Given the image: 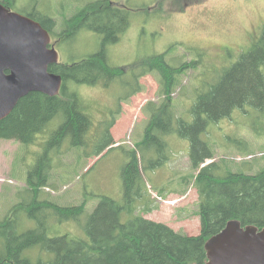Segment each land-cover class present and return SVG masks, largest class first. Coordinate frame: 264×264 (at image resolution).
Returning a JSON list of instances; mask_svg holds the SVG:
<instances>
[{"label": "trees", "instance_id": "1", "mask_svg": "<svg viewBox=\"0 0 264 264\" xmlns=\"http://www.w3.org/2000/svg\"><path fill=\"white\" fill-rule=\"evenodd\" d=\"M118 1L95 0L65 21L66 28L58 34L63 42L81 29L94 31L102 39L96 53L49 67V72L62 77L59 95L30 93L0 121V139L14 140L23 146L35 144L37 136L44 133L53 120L60 122L49 134L45 145L48 148L44 147V153L28 173L26 187L32 192L31 201L16 204L0 222V264H203L205 242L229 221L264 228V170L246 174L232 171L225 161H212L214 152L201 138L211 124L227 117L233 109L250 103L260 106L259 98L264 96V32L252 50L224 71L217 83L207 84L206 91L195 90L193 121L188 123L173 112L172 96L181 88L183 74L196 68L199 61L172 66L166 60L167 51L138 61L126 71L112 66L108 46L116 43L130 25L131 10L124 5L119 7ZM0 3L13 10L16 0H0ZM25 16L40 23L52 39L55 25L52 17L42 16L36 10ZM153 72L160 75L158 96L163 99L159 104H146L149 120L143 137L135 143L134 150L124 151L127 161L120 172L121 201L103 197L87 215L84 202L71 207L50 202L40 189L49 180V155L52 157V153L58 152L57 145L68 138L73 149H85L92 144L93 152L81 153L85 157L99 156L114 145L109 132L114 116L98 123L95 133L88 138L92 119L78 93L79 87L119 83L125 90L119 104L140 92L139 79ZM171 135L190 143L187 156L194 171L192 181L198 196L197 235L176 232L142 214L155 208L148 199V186L152 183L151 174L172 160L166 141ZM124 215L129 217L126 223L121 221ZM28 220L33 221V226L26 229ZM70 220L76 222L85 238L50 237L61 222ZM33 249L39 250L42 256L46 253L49 259L33 261L27 256Z\"/></svg>", "mask_w": 264, "mask_h": 264}, {"label": "rangeland", "instance_id": "2", "mask_svg": "<svg viewBox=\"0 0 264 264\" xmlns=\"http://www.w3.org/2000/svg\"><path fill=\"white\" fill-rule=\"evenodd\" d=\"M93 1L16 0L12 11L26 15L36 10L42 16L52 17L55 25L51 44L57 51L58 62L65 64L99 50L102 37L94 31L78 30L64 42L58 35L66 28V20ZM185 4L187 7L183 9ZM123 5L131 10L130 25L116 43L108 46L109 63L126 71L138 61L167 51L166 60L172 66L198 60L196 68L183 74L182 86L172 96L173 112L188 123L193 121L195 90L206 91L207 84L217 83L224 71L252 50L264 32V0H119L118 6ZM159 80L157 72L144 75L139 79L141 91L119 104V97L125 94L119 83L80 86L78 93L92 119L88 138L93 136L98 123L114 116L109 132L114 143L110 148L115 149L108 152L110 148H107L99 156L85 157L86 153L93 152V145L73 149L68 138L56 146L58 152L52 153V157L49 155V180L40 193L62 207L84 202L85 215L90 214L103 197L121 201L120 172L127 161L124 151L134 150L135 143L143 137L149 120L146 104L162 102L163 98L158 96ZM258 105L250 103L233 109L201 135L214 152L212 161H225L232 171L246 174L264 170V96L259 98ZM59 124L53 120L33 145L23 146L14 140L0 139V222L16 204L31 201L32 192L26 187L28 173L48 148L45 145L49 134ZM166 141L172 160L154 171L148 199L155 208L142 214L176 232L197 235L198 196L192 181L194 171L187 156L190 143L176 135L166 137ZM128 220L127 215L121 219L122 223ZM32 222L26 221L25 228L32 227ZM74 223L72 220L61 222L50 237L85 238ZM27 256L33 261L49 259V255L42 256L39 250L30 251Z\"/></svg>", "mask_w": 264, "mask_h": 264}, {"label": "water", "instance_id": "3", "mask_svg": "<svg viewBox=\"0 0 264 264\" xmlns=\"http://www.w3.org/2000/svg\"><path fill=\"white\" fill-rule=\"evenodd\" d=\"M51 37L40 23L0 3V121L30 93L59 95L62 77ZM203 264H264V228L229 221L204 245Z\"/></svg>", "mask_w": 264, "mask_h": 264}, {"label": "crops", "instance_id": "4", "mask_svg": "<svg viewBox=\"0 0 264 264\" xmlns=\"http://www.w3.org/2000/svg\"><path fill=\"white\" fill-rule=\"evenodd\" d=\"M154 173V172H153ZM153 173L151 174V180H152V175H153ZM146 218V217H145Z\"/></svg>", "mask_w": 264, "mask_h": 264}, {"label": "flooded vegetation", "instance_id": "5", "mask_svg": "<svg viewBox=\"0 0 264 264\" xmlns=\"http://www.w3.org/2000/svg\"><path fill=\"white\" fill-rule=\"evenodd\" d=\"M185 7H187V6H185ZM185 7H184V8H185Z\"/></svg>", "mask_w": 264, "mask_h": 264}]
</instances>
